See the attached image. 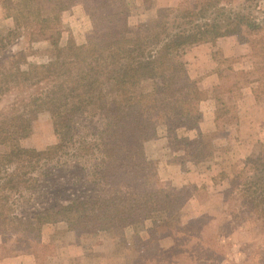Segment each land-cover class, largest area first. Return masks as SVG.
<instances>
[{"label": "trees", "instance_id": "16d2710c", "mask_svg": "<svg viewBox=\"0 0 264 264\" xmlns=\"http://www.w3.org/2000/svg\"><path fill=\"white\" fill-rule=\"evenodd\" d=\"M192 1L190 7L159 8L154 17L131 28L125 0H93L95 20L86 42L76 45L69 36L65 47L60 45L62 18L79 1H1L14 26L0 33V101L14 92L33 93L0 115V180L17 162L27 161L31 172L33 164L43 162L50 173L67 155L73 159L91 156L96 163L91 168L95 190L90 195L49 205L20 222V229L13 233L25 243V250L31 251L32 243L39 244L46 225L60 224L80 240L108 236L114 247L127 229H133L135 237L137 229L150 221L144 244L149 245L151 238L170 231L177 222L182 203L176 207L172 190L161 183L147 160L145 145L163 135L171 145L188 142L180 130H196L202 121L199 104L205 94L190 80L183 56L201 43L239 38L244 25L251 32L262 29L257 21L228 9V1L223 0L224 7L220 0ZM261 23L264 26V19ZM23 34L28 38L27 48L7 55L6 48ZM37 42L47 43L54 53L45 64L33 61ZM144 81L152 84L148 92L141 89ZM42 112L51 116L56 142L43 150L26 148L21 142ZM95 117L103 128L92 132L89 140L81 137L78 129L87 118ZM215 117L218 120V114ZM16 172L24 188L32 190L27 185L29 172L24 174L20 168ZM263 177L259 183L239 179L240 206L247 209L240 213L261 228ZM252 186L258 188L253 191ZM6 220L12 219L0 212L3 238L8 232ZM82 246L86 262L91 261Z\"/></svg>", "mask_w": 264, "mask_h": 264}, {"label": "rangeland", "instance_id": "374dc122", "mask_svg": "<svg viewBox=\"0 0 264 264\" xmlns=\"http://www.w3.org/2000/svg\"><path fill=\"white\" fill-rule=\"evenodd\" d=\"M1 1L0 33H4L14 23L6 17ZM75 1H79L78 5L62 18L61 47L67 45L65 39L69 36L76 45L84 44L95 20L93 0ZM125 1L130 8L128 22L131 28L154 17L159 8H176L181 4L190 7L193 2ZM224 1H228V9L257 21L262 29L251 32L243 24L239 38H219L214 43H201L186 50L183 63L190 80L205 94L199 104L204 122L196 130H188V142L171 145L168 137L163 135L160 137L166 140L165 148L159 141L147 148V160L157 171L161 183L172 190L177 199L176 207L182 203L175 216L177 222L171 224L170 231H160L151 238L149 245L144 244L149 239L150 221L137 229L135 237L134 230L127 229L122 242L115 241L114 247L107 245L103 252L99 245L109 243L108 236L79 239L92 258L87 264H264V228L256 226L247 214L240 213L247 209L240 206L239 199L240 178L259 183L260 177L264 176V26L261 23L264 0ZM224 1L220 0L223 7ZM25 35L6 48L7 55L27 48ZM34 49L37 56L33 61L38 64L47 63L54 55L44 42L35 43ZM151 86L150 82L144 81L141 89L148 92ZM31 93L33 91L6 95L0 101V115L14 102L19 106V102ZM212 104L216 109L218 105L216 114L219 118L215 117L211 123L208 121ZM52 123L48 113L38 114L22 145L36 150L53 145L56 139ZM102 128V121L95 117L87 118L78 131L81 137L86 136L89 140L92 132ZM245 161L252 165L244 167ZM60 163L61 166L50 173L43 162L33 164L32 172L27 168V161L17 162L14 169L1 174L0 212L13 221L4 222L8 232L5 238L1 237L0 260L30 252L25 250V243L19 241L20 236L15 237L13 233L18 232L21 221L49 205L67 203L95 190L91 174V168L96 165L93 157L73 159L67 155ZM18 168L24 174L30 171L27 185L32 190L25 189L20 183ZM39 250L38 244H31V251ZM44 255L46 253H42V259L46 258Z\"/></svg>", "mask_w": 264, "mask_h": 264}, {"label": "crops", "instance_id": "0c3cea01", "mask_svg": "<svg viewBox=\"0 0 264 264\" xmlns=\"http://www.w3.org/2000/svg\"><path fill=\"white\" fill-rule=\"evenodd\" d=\"M188 75L189 78H191L189 71ZM212 106V112L208 121L211 123L214 122L215 114L217 113L218 109V105L217 109L216 105L212 104ZM201 122H204L203 119ZM200 126L202 125L200 124ZM181 132L183 136L188 138V131ZM161 137H158L145 145V152L147 156L148 145L153 144L154 141H159L161 146L165 148L164 144L167 145L166 140ZM58 233H61V235L57 236ZM1 237L2 236H0V245ZM107 245L113 247L112 241H110L109 243L103 242L101 245H99V250L103 252ZM38 246L41 249L37 251L38 254H36V252L30 251L25 255L2 259L0 260V264H87L85 250L82 244L79 242L77 235L66 231V229L63 228L60 224L44 226L41 231L40 242ZM42 251L46 253V255H44V257L46 258L44 259H42L41 257L43 253Z\"/></svg>", "mask_w": 264, "mask_h": 264}]
</instances>
